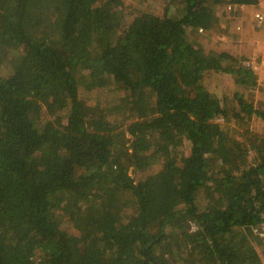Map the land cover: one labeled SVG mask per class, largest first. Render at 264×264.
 <instances>
[{
    "label": "trees",
    "instance_id": "1",
    "mask_svg": "<svg viewBox=\"0 0 264 264\" xmlns=\"http://www.w3.org/2000/svg\"><path fill=\"white\" fill-rule=\"evenodd\" d=\"M97 1L0 0V264H264L257 73L193 40L259 0Z\"/></svg>",
    "mask_w": 264,
    "mask_h": 264
},
{
    "label": "rangeland",
    "instance_id": "2",
    "mask_svg": "<svg viewBox=\"0 0 264 264\" xmlns=\"http://www.w3.org/2000/svg\"><path fill=\"white\" fill-rule=\"evenodd\" d=\"M103 1L98 0L96 5H100ZM259 3L262 1L260 0ZM223 4L224 2L219 7L218 5L214 7L216 12L220 11ZM260 6L262 7L261 4L248 6L243 13L236 11L217 15L215 24L203 35H197L198 38L193 40L202 42L217 52L231 53L238 59L241 66L247 67L249 63H252L250 67L257 73L256 85L244 88L237 87L232 81H227L223 85L229 91L226 99H231L233 103L235 100L234 91L243 90L245 97L251 101L252 105L264 109V23L258 27L254 18L256 11H262ZM141 8L144 11H151L159 15L166 12L173 18H178L182 13L180 5L167 3L166 0H146L142 3ZM230 63L228 62V64ZM97 96L83 91V97L88 98L89 101H94ZM218 120L221 123H229L224 118ZM249 124L253 132L264 134V123L261 120L251 116ZM239 133V131L236 132L235 136H239Z\"/></svg>",
    "mask_w": 264,
    "mask_h": 264
},
{
    "label": "built area",
    "instance_id": "3",
    "mask_svg": "<svg viewBox=\"0 0 264 264\" xmlns=\"http://www.w3.org/2000/svg\"><path fill=\"white\" fill-rule=\"evenodd\" d=\"M261 1H262V3H258V5L259 4L262 5V7L260 6L262 8V11H256V13L254 14V18L257 22L258 27H260V25H262L264 23V0H261ZM259 2H260V0H259ZM243 7H244L243 5H238V8L243 9ZM263 218H264V214H263ZM260 228H256L254 230V233L257 234V237L259 236L258 238L262 237L261 239L264 240V230L260 231Z\"/></svg>",
    "mask_w": 264,
    "mask_h": 264
}]
</instances>
